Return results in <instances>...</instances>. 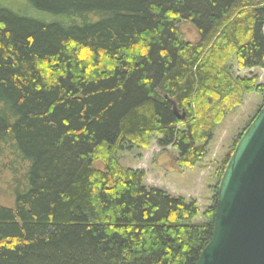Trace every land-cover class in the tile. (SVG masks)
Instances as JSON below:
<instances>
[{
    "label": "trees",
    "instance_id": "obj_1",
    "mask_svg": "<svg viewBox=\"0 0 264 264\" xmlns=\"http://www.w3.org/2000/svg\"><path fill=\"white\" fill-rule=\"evenodd\" d=\"M24 1L63 21L0 6V163L12 143L25 172L0 206V264H195L218 186L195 222L196 200L147 186L118 155L158 136L182 167L203 160L228 109L264 91L225 67H264V0Z\"/></svg>",
    "mask_w": 264,
    "mask_h": 264
},
{
    "label": "rangeland",
    "instance_id": "obj_2",
    "mask_svg": "<svg viewBox=\"0 0 264 264\" xmlns=\"http://www.w3.org/2000/svg\"><path fill=\"white\" fill-rule=\"evenodd\" d=\"M253 1L258 2L259 0ZM0 6L45 21H63L62 18L37 12L24 0H0ZM87 19L93 20L91 17ZM178 26L184 40L190 41L193 46L200 42V34L192 23L180 22ZM225 67L234 80L257 76L258 84L264 85V67L240 68L235 58H231ZM263 105L264 91L243 94L241 102L228 109L231 111L224 114L223 120L215 129L208 147V154L193 168L182 167L179 164L180 155L177 149L161 148L157 143L158 136L153 138L148 147H135L131 151L121 152L118 158L126 168L143 170L144 183L147 186L164 189L188 201L196 200L201 209V215L194 221H205L204 213L214 204L215 187L218 186L220 180L217 172L231 155L243 132ZM180 113L183 112L180 110ZM6 146L4 148H7V154L0 163V206L13 208L15 205L14 192L17 187L23 186L25 172L21 161L17 162V159L14 161L16 156L12 153L13 144L7 143ZM8 155L14 158L10 159ZM12 162L15 164L12 165ZM96 166L103 167L100 162H97Z\"/></svg>",
    "mask_w": 264,
    "mask_h": 264
},
{
    "label": "water",
    "instance_id": "obj_3",
    "mask_svg": "<svg viewBox=\"0 0 264 264\" xmlns=\"http://www.w3.org/2000/svg\"><path fill=\"white\" fill-rule=\"evenodd\" d=\"M171 102L184 120L186 113ZM195 264H264V105L227 161L217 188L213 235Z\"/></svg>",
    "mask_w": 264,
    "mask_h": 264
}]
</instances>
